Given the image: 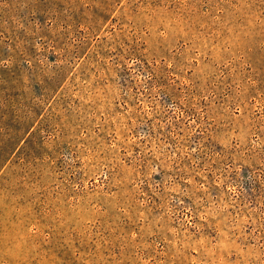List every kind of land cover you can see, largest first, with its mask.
Returning <instances> with one entry per match:
<instances>
[{
    "label": "rangeland",
    "instance_id": "1",
    "mask_svg": "<svg viewBox=\"0 0 264 264\" xmlns=\"http://www.w3.org/2000/svg\"><path fill=\"white\" fill-rule=\"evenodd\" d=\"M0 264H264V0H0Z\"/></svg>",
    "mask_w": 264,
    "mask_h": 264
}]
</instances>
